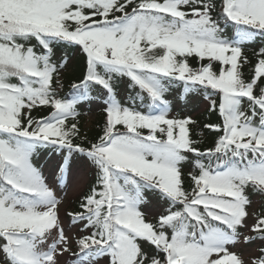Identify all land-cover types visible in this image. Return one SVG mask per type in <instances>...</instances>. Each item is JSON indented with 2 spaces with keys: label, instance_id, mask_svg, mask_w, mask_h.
Wrapping results in <instances>:
<instances>
[{
  "label": "snow or ice",
  "instance_id": "6c2138e0",
  "mask_svg": "<svg viewBox=\"0 0 264 264\" xmlns=\"http://www.w3.org/2000/svg\"><path fill=\"white\" fill-rule=\"evenodd\" d=\"M58 47L82 54L66 95L72 61ZM173 93L201 96L219 121L173 115ZM93 101L104 120L89 139L80 106ZM205 130L215 138L202 148ZM78 163L93 183L69 211L59 189ZM65 253L72 264H264V0H0V264Z\"/></svg>",
  "mask_w": 264,
  "mask_h": 264
},
{
  "label": "trees",
  "instance_id": "16d2710c",
  "mask_svg": "<svg viewBox=\"0 0 264 264\" xmlns=\"http://www.w3.org/2000/svg\"><path fill=\"white\" fill-rule=\"evenodd\" d=\"M258 46H259V42H257V44L250 45L247 49L248 55L251 56L252 50ZM65 54H67L71 58L72 61L71 67L73 71L66 72L64 74V78H63L64 88L61 91V95H66L70 93L71 83L75 79L76 75H78L82 63V54L80 53L78 48L58 47L56 49V59H60ZM192 62L193 64L197 63L195 60H193ZM120 95L126 102L129 92L124 87H121ZM169 99H171L173 101V104L175 105L172 113L173 115L191 116L193 119L198 120L201 123V125L205 123H215L219 121L218 114L208 112L207 110L208 102L205 101L201 96L193 97L191 101L188 103L179 101L176 96V93H173V95L170 96ZM80 112H81V116L79 118V126L81 127L82 132L85 133L89 137V139L95 138L100 133V128L103 125L104 114H103L102 103H100L99 101H93L91 103L81 105ZM48 113H49V109L42 108L41 110L34 112L33 115L37 117H43V116H47ZM92 113H94L95 117L93 120L90 121V124H87L88 123L87 117L89 114ZM196 138L201 140V147L204 148V147L212 146L215 137L214 134H211L205 130L204 135L202 137L197 136ZM35 163L37 164L38 167L42 169L44 175L48 178L50 182L54 183L55 186L56 177L53 174L55 170L54 156L50 153L41 150L40 153L35 157ZM79 168L81 169L83 168V166L78 163L75 166V170L77 171ZM185 171L187 172L188 169L186 168ZM88 176L89 178L85 186L81 190V192L74 197H70V198L68 197V204L66 206L67 210L72 211L78 209L77 201L81 198V196L85 192L89 190V186L93 183V173L91 169H88ZM190 184L191 182L186 179V186H190ZM63 190H64L63 188L59 189L60 192H62ZM149 199L152 200V203L144 210L147 212L148 218L152 219L155 213L160 211V205L154 199H152L150 194H149ZM255 199L258 201L257 207L259 208V202L261 198L257 196L255 197ZM76 230L77 231L75 232V234H78L79 225H77Z\"/></svg>",
  "mask_w": 264,
  "mask_h": 264
},
{
  "label": "rangeland",
  "instance_id": "374dc122",
  "mask_svg": "<svg viewBox=\"0 0 264 264\" xmlns=\"http://www.w3.org/2000/svg\"><path fill=\"white\" fill-rule=\"evenodd\" d=\"M95 117L94 113L89 114L88 115V123L90 124V121L93 120ZM88 169L87 167L83 166V168H79L77 171L75 170L73 173V178L69 184V186L67 187V189L63 190L62 192L59 191V194L63 197H65L67 203L65 205V208L68 204V197H74L76 195H78L81 190L83 189V187L85 186L89 176H88ZM65 214V211L62 209L61 211V218L65 224V226L67 227L70 224V220L69 217ZM77 226L72 228L71 234H75V232L77 231ZM61 264H72V257L69 253H65L64 256L61 258ZM100 264H105V261L102 259L100 261Z\"/></svg>",
  "mask_w": 264,
  "mask_h": 264
}]
</instances>
